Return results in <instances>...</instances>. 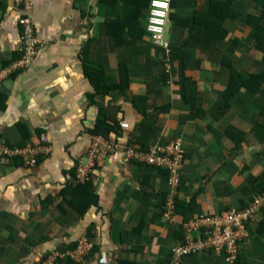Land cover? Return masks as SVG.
Here are the masks:
<instances>
[{
	"label": "crops",
	"instance_id": "1",
	"mask_svg": "<svg viewBox=\"0 0 264 264\" xmlns=\"http://www.w3.org/2000/svg\"><path fill=\"white\" fill-rule=\"evenodd\" d=\"M30 1L27 10L19 0H0V71L23 57V17L31 18L40 44L33 61L0 85V144L48 150L32 166L21 156L0 160V264H39L82 237L93 243L83 261L59 257L53 264H160L180 243V221L238 209L264 193V82L254 93L240 88L220 111L230 79L226 61L244 78L264 71L247 22L263 14L264 0H231L236 17L228 7L219 11L227 15L221 26L217 17L221 36L213 28L205 34L204 24L211 3L224 0H174L169 53L144 32L116 28L124 8L126 23L145 31L147 7L135 10L133 0ZM85 60L102 70L112 88L107 94H96ZM120 65L127 76L122 90L115 89ZM102 120L113 128L112 151L81 178L91 130ZM174 139L185 156L176 224L163 215L167 173L121 159L127 144L145 149ZM86 182L84 191L93 190L98 204L82 209L71 189ZM261 225L264 203L235 264H264ZM181 264L227 263L207 252Z\"/></svg>",
	"mask_w": 264,
	"mask_h": 264
},
{
	"label": "built area",
	"instance_id": "2",
	"mask_svg": "<svg viewBox=\"0 0 264 264\" xmlns=\"http://www.w3.org/2000/svg\"><path fill=\"white\" fill-rule=\"evenodd\" d=\"M26 3L29 10L30 0H19ZM172 0H149L145 31L150 42L163 52L169 53L170 44L166 40V28L169 22ZM22 25L23 57L11 68L0 71V85L11 78L18 69L27 67L35 58L40 47L33 28L31 18L23 17ZM168 61V60H167ZM169 63V62H168ZM166 70L169 66L166 64ZM48 150L43 145H27L26 147H11L0 144V160L4 162L21 156L31 166L35 165L41 153ZM112 151L109 140L101 135H93L86 165H80L77 173L83 178L90 168L105 158ZM121 159L125 163L142 164L167 173L169 191L165 197L163 215L166 220L176 224V200L182 182V168L185 160L179 139H174L165 145H152L145 149L135 148L127 144L121 151ZM81 163V161H80ZM264 203V193L253 198L245 206L238 209H228L216 213H201L193 215L189 220L178 223L182 240L170 251L169 258L160 264H181L185 258L200 253L222 255L227 264H235L241 256V246L250 239L249 226L258 223L260 210ZM93 243L89 237L77 240L75 247L63 252H52L49 258L39 264H53L59 257H67L73 261H83L91 252Z\"/></svg>",
	"mask_w": 264,
	"mask_h": 264
},
{
	"label": "trees",
	"instance_id": "3",
	"mask_svg": "<svg viewBox=\"0 0 264 264\" xmlns=\"http://www.w3.org/2000/svg\"><path fill=\"white\" fill-rule=\"evenodd\" d=\"M133 7L135 10L137 9H141L143 7H147L148 6V0H133ZM174 0H172V4H173ZM231 0H224L223 2H212L210 5V9H209V17L210 20L207 21V23L204 24V28L206 30L205 34H210L211 33V29L213 28L215 33H217V35L215 34V36H221L222 35V29L221 30V35L218 34V29L217 26V17L220 19V26L222 24V21L226 18V14H224V16L221 14L222 8H225V13L227 10V7L230 9V4H231ZM122 3L124 4V0H122ZM147 5V6H145ZM126 9L123 8V15L121 17V19L119 21H117L116 24V28H118L120 31H125L130 35L133 36V31L136 30V35L141 36L143 34L144 28L139 29L137 25L131 26V24H127L126 23ZM131 14V13H129ZM229 15L233 18L236 17V13L233 12V10L230 9L229 11ZM135 19V17H134ZM264 19V5H263V14L260 17H253L250 16L247 20L248 24H250L252 26V28L254 29L253 32V37L256 39V48L257 50H259L260 52H262L264 54V27L262 26V20ZM216 25V26H215ZM108 32L109 35L113 34L116 37V34L114 31H110L112 29H110V23L108 25ZM141 33V34H140ZM140 34V35H139ZM235 45V44H234ZM234 45L232 46V50L234 49ZM88 48V45H87ZM226 64H228L227 66L230 69V79H229V83L226 89V92L223 95V103H222V110L220 111H224L227 107H229L228 103L230 101V99L232 97H234L236 95V93L238 92V90L240 88H245L248 91L254 93L256 92L259 87L261 86V84H263L264 82V71L258 74H252L247 78H244L240 72H238L232 65L231 61H226ZM182 72L183 69L185 68L184 65L182 66ZM84 72L87 76V78H89V80L91 81V83L95 86L96 88V94H100V95H105L109 92L110 89H112L111 87H106L103 82H104V78H103V73L102 70L100 68H96L92 65L89 64V62H87L86 60L84 61ZM127 76H126V71L125 69L122 67V65H120L119 67V83L118 85H116L115 89L118 90H122L124 88H126L127 86ZM114 89V87H113ZM113 130L112 126H109L107 123H105L104 120L99 121L96 124V127L91 130L93 135H103L104 137L108 138L109 137V132H111ZM30 136L29 134H26V137L23 138V141H25L26 139H28ZM81 184L76 185L75 187H73L71 189L73 195H76V202H77V207H81L82 209H85V207L87 205L90 206H96L98 204V195H96V193L92 190H89V192H85L86 190L89 189V182H86L84 185V188L81 190V187H79ZM82 186V185H81ZM81 190V191H80ZM85 190V191H84ZM78 196V197H77ZM178 198L176 200V211L179 208V204H178ZM193 207V202H190L189 205L186 207V210L184 211L185 215L183 216V218L187 219L190 218L189 217H185L187 212H191ZM263 224V223H262ZM261 229L259 228V231L263 230L264 225L260 226ZM182 235V234H181ZM179 235V241L182 240V236ZM75 247V246H74Z\"/></svg>",
	"mask_w": 264,
	"mask_h": 264
},
{
	"label": "clouds",
	"instance_id": "4",
	"mask_svg": "<svg viewBox=\"0 0 264 264\" xmlns=\"http://www.w3.org/2000/svg\"><path fill=\"white\" fill-rule=\"evenodd\" d=\"M149 3V2H148ZM171 7H172V4H171ZM147 11H148V6H147ZM145 33H146V31H145ZM40 159V158H39Z\"/></svg>",
	"mask_w": 264,
	"mask_h": 264
},
{
	"label": "rangeland",
	"instance_id": "5",
	"mask_svg": "<svg viewBox=\"0 0 264 264\" xmlns=\"http://www.w3.org/2000/svg\"><path fill=\"white\" fill-rule=\"evenodd\" d=\"M166 36H167V33H166Z\"/></svg>",
	"mask_w": 264,
	"mask_h": 264
}]
</instances>
